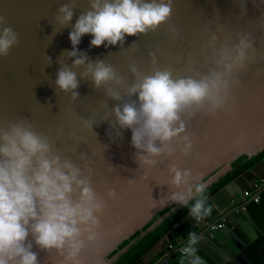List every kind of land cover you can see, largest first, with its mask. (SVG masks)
I'll use <instances>...</instances> for the list:
<instances>
[{"label":"water","instance_id":"water-1","mask_svg":"<svg viewBox=\"0 0 264 264\" xmlns=\"http://www.w3.org/2000/svg\"><path fill=\"white\" fill-rule=\"evenodd\" d=\"M65 3L71 0H0V16L19 37L8 56L0 57V126L27 119L48 138L54 154L71 159L85 176V165L91 169V187L104 203L97 213L98 225L81 236L83 246L75 259L68 258L67 248L61 252L40 249L30 235L28 241L38 254L39 264H112L128 248L108 259L121 243L136 232L142 236L150 231L164 217L148 230L142 229L162 211L182 207L172 202L162 208L159 205L172 192L186 191L183 186H171L172 166L192 170L194 176L202 174V182L208 187L226 174L234 161L264 151V0H173L172 14L165 24L140 37H126L122 46L94 48L91 36L82 37L77 49L87 55L86 64L103 60L130 86L136 79L130 71L133 65L144 74L168 69L173 79L199 78L215 67L214 52L226 43L234 47L239 34L252 36L255 52L249 50L245 66L232 74L226 103L218 108L208 102L186 108L181 113L186 129L171 141L172 155L158 157L153 166L137 163L139 150L131 144L132 132L120 128L113 111L137 97L111 84L95 88L91 76H82L86 65L74 67L78 57L67 55L72 50L69 33L89 5L88 0H77L73 20L61 29L55 18ZM213 35L216 40L209 47ZM47 58H51L50 64ZM63 66L77 73L76 100H72L71 92L55 87L56 74ZM108 87H115L121 99L113 100L106 91ZM84 122H91L90 127H84ZM185 136L191 144L187 152ZM260 163L264 166V158ZM256 166L206 202L215 214L212 222L204 219L197 225L190 215L173 229L176 239L190 230L198 234L196 254L200 256L201 249H208L202 251L210 255L205 257V264H222L223 260L225 264H253L248 261L246 244L238 239L236 247L230 246L228 239L234 236L235 220L245 217L244 204L239 202L259 178ZM110 190L116 192L114 198L108 196ZM73 198H78V193ZM206 223H222L223 228L210 230ZM92 233L93 238L88 239ZM262 239H248V247H257ZM161 241L163 247L165 241L170 242L167 236ZM187 243L171 252L172 259L157 264L189 263L187 257L182 262L178 252ZM214 252L218 256L214 257ZM157 253L153 247L136 264H148Z\"/></svg>","mask_w":264,"mask_h":264},{"label":"clouds","instance_id":"clouds-1","mask_svg":"<svg viewBox=\"0 0 264 264\" xmlns=\"http://www.w3.org/2000/svg\"><path fill=\"white\" fill-rule=\"evenodd\" d=\"M76 5L77 0H71L59 7L55 19L61 29L73 20ZM88 5L69 33L72 50L67 55L78 57L73 61L74 67L86 65L82 76H91L95 88L111 84L126 88L129 96L137 97L113 111L120 128L132 132L131 144L139 150L137 163L153 166L158 157L172 155L171 141L186 129L181 119L186 108L205 102L218 108L226 103L232 74L245 66L249 50L255 52L253 38L247 33L239 34L234 47L226 43L213 53L215 67L199 78L173 79L168 69L144 74L135 65L130 66L136 79L129 86L111 64L103 60L86 64L88 57L78 53L77 46L86 35L92 37L91 47L99 48L122 46L126 37L156 31L170 19L173 0H88ZM6 25L5 17L0 16V57H7L19 41L16 31ZM211 40L209 47L214 46L216 36ZM47 60L50 64L51 58ZM55 87L64 93L71 92L72 100H76L77 73L63 66L56 74ZM106 91L113 100L121 99L115 87ZM90 123L84 122V127H90ZM184 141L187 152L191 144L186 136ZM85 171L87 176L71 159L54 154L48 138L39 134L27 119L0 126V264H39L38 254L28 241L30 235L42 250L61 252L67 248L69 259L79 255L83 246L81 236L98 225L97 213L104 207L91 187V169L85 165ZM169 175L171 186H183L186 191H174L160 200L161 208L168 202L188 207L189 201L194 200L189 207L194 219L212 214V207L206 206L207 184L202 182V174L194 176L192 170L174 165ZM77 193L78 198L74 199ZM108 196L114 198L116 192L110 190ZM93 236L94 233L88 239ZM199 240L196 232L189 233L187 246L180 250L182 262L187 257L189 264H205L196 254Z\"/></svg>","mask_w":264,"mask_h":264},{"label":"trees","instance_id":"trees-1","mask_svg":"<svg viewBox=\"0 0 264 264\" xmlns=\"http://www.w3.org/2000/svg\"><path fill=\"white\" fill-rule=\"evenodd\" d=\"M264 158V151L259 153L258 155L247 158L243 156L238 160L234 161L231 165V169L226 172L223 176H221L218 181L214 182L212 185L208 186L205 190L204 196L206 198V202L215 195L218 191H220L227 184L238 178L247 170L253 168L257 164H259ZM194 203V200L189 201L188 207H181L175 211H171V208L166 209L159 213L156 217H154L143 229L142 231L148 230L150 227L155 225L160 219L158 224H156L150 231L146 232L144 235H141V232H136L133 236H131L128 240L121 243L117 250L113 251L108 256V259L114 257L119 251L123 250L128 246L126 251L122 253L112 264H136L141 258L147 254L153 247L156 249L161 245L162 239L167 236L168 240L171 242V235L174 228H176L180 223H182L189 214V207ZM203 220H207L212 222L215 219V214L212 211V214L208 217L202 218ZM189 232L184 234V238H188ZM133 242V243H132ZM161 253L158 252L157 256ZM152 260L148 264H153ZM144 264V263H140Z\"/></svg>","mask_w":264,"mask_h":264},{"label":"crops","instance_id":"crops-1","mask_svg":"<svg viewBox=\"0 0 264 264\" xmlns=\"http://www.w3.org/2000/svg\"><path fill=\"white\" fill-rule=\"evenodd\" d=\"M257 174L259 175V178L256 181H262L260 183L259 189L255 192V196L259 197L258 203H255L252 201V199L247 198L240 200L239 203L244 204V213L245 217H242V219H236L235 224L237 227H235L232 240L228 239V243H230V246L236 247V240H242L243 243L246 244L245 249H248V261L251 263L253 261V264H264V166L261 165V163L257 164L256 166ZM240 223V224H238ZM185 234V233H184ZM184 234L179 237L178 239L174 238L171 235V243H173L177 248L185 244V238ZM253 237H257L258 239L263 237L262 242L258 244L257 247L251 246L248 247V239H252ZM169 241V240H168ZM247 242V243H246ZM166 246L163 247L160 245L157 248V252L161 253L159 256L154 257L153 264H157L159 261H162V259L169 258L172 259L170 254L171 252L167 251V246L170 244L167 241H165ZM162 244V243H161ZM229 250L231 247H227ZM202 250H208V249H201L200 252L202 255L199 257L203 260L208 255L209 251H202ZM158 254V253H157ZM210 255H208L206 258H209ZM218 256L217 253L214 252V257ZM226 261L223 260L222 264H225ZM179 264H189V263H179Z\"/></svg>","mask_w":264,"mask_h":264},{"label":"built area","instance_id":"built-area-1","mask_svg":"<svg viewBox=\"0 0 264 264\" xmlns=\"http://www.w3.org/2000/svg\"><path fill=\"white\" fill-rule=\"evenodd\" d=\"M262 181H256V182H254L253 184H251L250 185V188L247 190V191H245L244 193H243V196H244V198L245 199H247V198H251L252 199V201H254L255 203H258V201H259V197L258 196H255L254 194H255V192L259 189V186H260V183H261ZM243 209H244V207H243ZM204 223V220L202 219V218H200V219H196V224L198 225V224H203ZM206 226H210V230H220V229H222L223 228V224L222 223H216V224H211V223H206ZM188 241V238H185V243ZM184 247H186V246H184ZM183 248V247H182ZM182 248H180L179 250H178V252L181 254V249ZM177 249V247L174 245H172V244H168V246H167V250L169 251V252H173L174 250H176ZM182 255V254H181Z\"/></svg>","mask_w":264,"mask_h":264}]
</instances>
